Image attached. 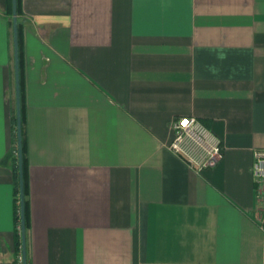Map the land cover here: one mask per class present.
Here are the masks:
<instances>
[{"label":"crops","instance_id":"obj_1","mask_svg":"<svg viewBox=\"0 0 264 264\" xmlns=\"http://www.w3.org/2000/svg\"><path fill=\"white\" fill-rule=\"evenodd\" d=\"M0 0V264H21ZM28 264H264V0H20ZM176 116L222 141L195 171Z\"/></svg>","mask_w":264,"mask_h":264},{"label":"built area","instance_id":"obj_2","mask_svg":"<svg viewBox=\"0 0 264 264\" xmlns=\"http://www.w3.org/2000/svg\"><path fill=\"white\" fill-rule=\"evenodd\" d=\"M170 126L173 137L168 148L188 168L200 171L215 164L221 155L222 141L197 117L176 116ZM251 170L256 179L264 180V149L254 151Z\"/></svg>","mask_w":264,"mask_h":264},{"label":"trees","instance_id":"obj_3","mask_svg":"<svg viewBox=\"0 0 264 264\" xmlns=\"http://www.w3.org/2000/svg\"><path fill=\"white\" fill-rule=\"evenodd\" d=\"M20 0H16V18H17V42H18V61H19V86H20V114H21V153H22V179H23V214L25 231L29 226V187H28V156H27V137H26V120H25V103L22 81V51H21V22L19 20ZM8 14L11 16L10 22L12 26V8L11 0H8ZM15 125V122H14ZM12 158L15 165V187L18 202L15 204V221L20 226V202H19V179L17 165V148H16V129L14 128V145L12 147ZM16 245H20V229L16 233ZM26 264L28 259L26 258Z\"/></svg>","mask_w":264,"mask_h":264},{"label":"water","instance_id":"obj_4","mask_svg":"<svg viewBox=\"0 0 264 264\" xmlns=\"http://www.w3.org/2000/svg\"><path fill=\"white\" fill-rule=\"evenodd\" d=\"M12 8V35H13V64H14V85H15V129L17 165L19 179V202H20V239H21V264H26V236L23 214V179H22V153H21V114H20V86H19V61L17 42V18L16 0H11Z\"/></svg>","mask_w":264,"mask_h":264}]
</instances>
